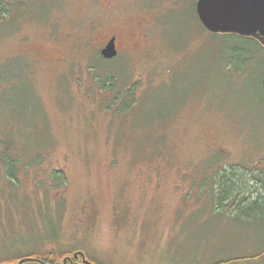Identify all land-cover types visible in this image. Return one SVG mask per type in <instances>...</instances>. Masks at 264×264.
Instances as JSON below:
<instances>
[{"label":"rangeland","instance_id":"374dc122","mask_svg":"<svg viewBox=\"0 0 264 264\" xmlns=\"http://www.w3.org/2000/svg\"><path fill=\"white\" fill-rule=\"evenodd\" d=\"M114 1L0 20V264H264L261 218L211 198L237 164L264 196V46L203 27L196 0Z\"/></svg>","mask_w":264,"mask_h":264},{"label":"trees","instance_id":"16d2710c","mask_svg":"<svg viewBox=\"0 0 264 264\" xmlns=\"http://www.w3.org/2000/svg\"><path fill=\"white\" fill-rule=\"evenodd\" d=\"M15 1L16 0H0V20H2L11 13ZM224 34L227 37L237 38L239 41H242L245 44L251 42L255 45H260L263 48V44L254 37L240 36L234 33ZM234 55H239V57L244 56L243 52L239 51H236ZM231 59L233 60L234 58L231 57ZM108 82H111V80H108ZM1 158H3V161L7 165V174L10 175L12 179H14L15 175L9 171V162L5 160L4 156L0 157V160ZM241 169L242 168L240 167V165H233L228 168H222L215 174V178L212 179L213 192L211 197L212 202L214 203V212H224L227 214L230 213L231 215L233 214V216L242 214L247 217V220H251V218L258 216L259 218H261V222L264 224V196L258 195L257 190L252 189L248 186L250 176L255 177L254 172L251 169ZM57 177L62 180V176H60V174H58ZM256 195H258L257 199ZM254 206H256V210L254 209ZM263 239L264 236L261 238V242L264 243ZM260 253H264V249ZM246 256L247 255L245 254L244 256H241V258L243 259ZM252 256L256 258L257 254H252ZM258 256L260 255L258 254ZM20 257H38L47 259L46 257L49 256L44 254L37 255L36 253H29ZM237 259L238 258L234 257L229 260H224L222 262H216L214 264H221L223 262L226 263Z\"/></svg>","mask_w":264,"mask_h":264},{"label":"water","instance_id":"95a60500","mask_svg":"<svg viewBox=\"0 0 264 264\" xmlns=\"http://www.w3.org/2000/svg\"><path fill=\"white\" fill-rule=\"evenodd\" d=\"M195 5L200 22L209 31L254 37L264 46V0H196ZM101 54L107 59L116 56L114 38Z\"/></svg>","mask_w":264,"mask_h":264},{"label":"flooded vegetation","instance_id":"af4514ba","mask_svg":"<svg viewBox=\"0 0 264 264\" xmlns=\"http://www.w3.org/2000/svg\"><path fill=\"white\" fill-rule=\"evenodd\" d=\"M106 1L110 3L111 8H112V4L113 5L115 4V1L113 2V0H106ZM112 9H114V8H112ZM119 35H122V34L120 33ZM112 38L115 39V45H116V49L118 51V44H117L118 34H112L110 40ZM236 166H239V164H237ZM76 253L78 255H75ZM46 258L47 259L38 258V257H33V258H25V257L21 258L20 257V258H17L11 264H17L21 260H22L21 264H97L94 261L87 259L86 254L81 252V251H76L72 254H65L61 258H58V257H53V258L46 257Z\"/></svg>","mask_w":264,"mask_h":264},{"label":"crops","instance_id":"0c3cea01","mask_svg":"<svg viewBox=\"0 0 264 264\" xmlns=\"http://www.w3.org/2000/svg\"><path fill=\"white\" fill-rule=\"evenodd\" d=\"M225 225H229V224H225ZM221 228H225V226H223V227H221ZM230 238H228V236L226 237V240L227 241H223L222 243H224L225 245H227V246H231L229 243H228V240H229ZM227 242V243H226ZM232 247V246H231ZM232 248H234V247H232ZM235 249V248H234ZM231 252H233L232 250H230V252H229V254H227V255H230L231 254Z\"/></svg>","mask_w":264,"mask_h":264}]
</instances>
